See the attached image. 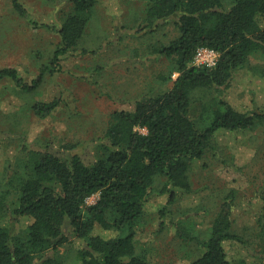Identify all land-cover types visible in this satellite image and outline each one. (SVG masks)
<instances>
[{
	"label": "trees",
	"instance_id": "obj_1",
	"mask_svg": "<svg viewBox=\"0 0 264 264\" xmlns=\"http://www.w3.org/2000/svg\"><path fill=\"white\" fill-rule=\"evenodd\" d=\"M53 1L68 5L69 11L57 29L60 42L50 62L31 83L14 67L0 69V80L8 77L30 92L46 73L59 71L61 59L78 48L100 0ZM13 2L26 15L20 0ZM170 19L178 36L168 44L153 43L150 53L169 61L168 72L159 75L165 87L141 93L131 109L114 111L104 135L94 142L91 159L77 152L76 144L57 148L48 140L38 147L23 144L18 156L5 160L0 264H63L57 252L66 242L74 243L76 264H156L152 248L139 246L138 236L148 224L149 203L159 197L166 198L155 211L159 229L172 226L191 245L192 264H264V252L253 246L264 240L263 191L254 223L242 230L235 217L241 207L237 187L218 193V210L208 225L192 217L208 214L204 199L185 208L172 206L181 195L196 191L193 164L208 155L219 157L217 132L254 130L264 123V110L240 111L225 92L237 70L258 54L264 57V0H150L135 30L154 31ZM202 47L219 52L215 65L193 63ZM58 87L51 100L33 103L38 117L63 105L76 112L67 89ZM198 106L209 109L204 121L192 114ZM96 193L97 201L88 204ZM236 245L245 253L233 256L230 246Z\"/></svg>",
	"mask_w": 264,
	"mask_h": 264
},
{
	"label": "rangeland",
	"instance_id": "obj_2",
	"mask_svg": "<svg viewBox=\"0 0 264 264\" xmlns=\"http://www.w3.org/2000/svg\"><path fill=\"white\" fill-rule=\"evenodd\" d=\"M149 1L100 0L78 48L61 59L59 71L46 73L35 90L25 91L8 77L0 80V171L7 158L18 156L23 144L38 147L48 140L57 148L65 143L76 144V151L91 159L96 151L94 142L104 135L114 111L131 109L141 93L165 87L159 75L168 72L169 61L150 54L151 45L168 44L179 33L171 19L161 21L154 31L135 30ZM20 2L26 15L17 10L13 0H0V69L14 67L24 82L31 83L52 59L60 42L57 29L69 6L53 0ZM83 49L98 52L83 53ZM263 65V55L252 57L250 65L237 70L226 88V97L238 110H264ZM177 76L175 72L173 78ZM58 84L67 89L76 112L71 113L63 105L45 118L38 117L33 103L54 98ZM208 110L202 111L198 106L192 114L204 121ZM138 129L146 132L145 128ZM216 141L221 150L219 157L208 155L191 168L196 191L181 195L172 206L185 208L204 199L210 207L208 214L200 212L198 217H192L197 223L208 225L218 210V193L230 185L237 187L241 207L235 217L242 230L254 223L258 209L255 203L264 192V123L254 130H220ZM5 185L0 175V191ZM98 198L99 193L93 194L87 203L93 204ZM165 202L166 198L159 197L149 203L151 213L144 232L138 236V245L152 248L156 264H192L191 245L179 238L172 226L159 229L155 211ZM73 245L66 242L58 248L57 256L63 264L78 262L71 252ZM253 246L264 252V240ZM230 251L233 256L245 253L237 245L230 246Z\"/></svg>",
	"mask_w": 264,
	"mask_h": 264
},
{
	"label": "built area",
	"instance_id": "obj_3",
	"mask_svg": "<svg viewBox=\"0 0 264 264\" xmlns=\"http://www.w3.org/2000/svg\"><path fill=\"white\" fill-rule=\"evenodd\" d=\"M219 58V52L213 48L202 47L195 56V64L215 65Z\"/></svg>",
	"mask_w": 264,
	"mask_h": 264
}]
</instances>
